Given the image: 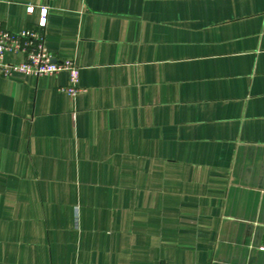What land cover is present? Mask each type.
I'll return each instance as SVG.
<instances>
[{
  "label": "crops",
  "instance_id": "1",
  "mask_svg": "<svg viewBox=\"0 0 264 264\" xmlns=\"http://www.w3.org/2000/svg\"><path fill=\"white\" fill-rule=\"evenodd\" d=\"M43 6L84 91L0 73V264H264V0H0V22Z\"/></svg>",
  "mask_w": 264,
  "mask_h": 264
},
{
  "label": "built area",
  "instance_id": "2",
  "mask_svg": "<svg viewBox=\"0 0 264 264\" xmlns=\"http://www.w3.org/2000/svg\"><path fill=\"white\" fill-rule=\"evenodd\" d=\"M35 6L27 7L28 13H33ZM48 22V7L40 8L38 23L20 31H12L0 22V73L10 76L15 72L33 74H55L66 71L69 74L70 85L60 87L71 96L83 92L79 86L80 68L72 59L54 60L46 46L45 28ZM7 54L19 55V61H7Z\"/></svg>",
  "mask_w": 264,
  "mask_h": 264
}]
</instances>
